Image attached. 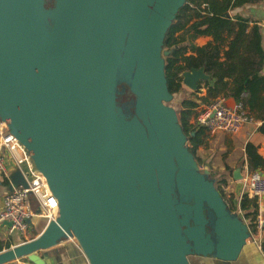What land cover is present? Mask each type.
I'll list each match as a JSON object with an SVG mask.
<instances>
[{
	"label": "water",
	"instance_id": "1",
	"mask_svg": "<svg viewBox=\"0 0 264 264\" xmlns=\"http://www.w3.org/2000/svg\"><path fill=\"white\" fill-rule=\"evenodd\" d=\"M186 1L0 0V119L59 201L58 217L0 252V264H44L40 251L73 237L90 264L239 257L250 228L200 169L169 105L163 44ZM197 78L184 83L197 88ZM132 98L127 114L120 100ZM33 177L23 164L11 190Z\"/></svg>",
	"mask_w": 264,
	"mask_h": 264
},
{
	"label": "trees",
	"instance_id": "2",
	"mask_svg": "<svg viewBox=\"0 0 264 264\" xmlns=\"http://www.w3.org/2000/svg\"><path fill=\"white\" fill-rule=\"evenodd\" d=\"M262 1L264 0H187L166 34L163 44V52L168 53L165 56V71L173 98L184 90V74L195 73L200 77L196 93L189 94L195 95V100L184 97L180 111L176 110L179 123L188 138L187 146L199 166L204 162L197 156V149L201 144L200 136L207 129L198 128L191 123L195 110L201 104H210L222 95L234 98L237 102L245 103L247 98L252 102L259 88L264 85V77L261 75L264 69L261 28L256 25L248 32L251 20L231 14L236 9ZM53 5L54 0H46V7L50 8ZM201 36L211 37L213 42L203 47L197 46L195 41ZM202 88L207 90V94L198 96L197 93ZM243 95L248 97L243 100ZM120 102L127 114L133 113V98L122 99ZM258 133L264 136V122ZM245 157L249 172L264 171V157L258 153V148L254 144L246 145ZM205 165L209 170V178L215 182L229 211L236 212L235 196L228 197L225 192L228 185L227 176L233 177L234 169L226 164V173L219 174L212 170L210 163ZM240 209L244 212V218L252 233L256 234L259 217L258 198L243 196ZM10 243L0 241V252L4 248L9 249ZM261 245L264 251V237Z\"/></svg>",
	"mask_w": 264,
	"mask_h": 264
},
{
	"label": "built area",
	"instance_id": "3",
	"mask_svg": "<svg viewBox=\"0 0 264 264\" xmlns=\"http://www.w3.org/2000/svg\"><path fill=\"white\" fill-rule=\"evenodd\" d=\"M259 26L264 29V21H261ZM198 108L193 116L195 121L191 123L198 128L205 127L212 133L224 132L236 135L246 126L255 125L257 122L246 110L243 101L235 106H229L224 97H219L202 109ZM18 153L20 155L16 156ZM8 160L12 161L16 170H22V165L27 164L34 177L28 181V187L23 185L14 187L5 198L0 211V224L7 226L12 233L25 235L30 231L32 220L36 216L45 218L48 223L55 220L59 213V201L43 177L33 171L32 160L24 146L11 134L6 122L0 120V171L5 176H8ZM245 195L249 198H264V171H251L244 176L240 199L242 200ZM34 197L40 205L39 213H36L32 207ZM257 228L264 229V219L257 221Z\"/></svg>",
	"mask_w": 264,
	"mask_h": 264
},
{
	"label": "crops",
	"instance_id": "4",
	"mask_svg": "<svg viewBox=\"0 0 264 264\" xmlns=\"http://www.w3.org/2000/svg\"><path fill=\"white\" fill-rule=\"evenodd\" d=\"M231 14L241 15L243 17L249 18L251 22L248 32H251L254 26L256 25L259 26V23L261 21H264V1L254 5H246L243 8L236 9ZM260 28L263 38V49H264V29L262 27ZM210 42H213V39L207 36H201L197 38L195 41L196 45L200 47H203ZM225 49L227 50V47ZM261 75L262 77H264V69ZM198 81L199 78L196 79V85ZM195 88L194 89L191 88V89L196 90ZM197 94L198 96H205L207 94V90L205 88H202L201 91L198 92ZM221 97L225 98L226 104L229 106H235L238 103L234 98L225 97L223 95ZM247 97L248 96L245 95V97H242V99L244 100ZM204 106H205L204 104H201L198 109H202ZM245 106H246V110L255 117L257 121L256 124L246 126L239 134L236 135L228 134V135L231 136L233 144L235 146L234 149L232 150L230 157L232 158L233 156H236L238 149L241 150V157H242L241 159L242 162H244L243 174L245 173L246 175L249 172L247 166V159L245 157L246 145L248 143L254 144L258 148V153L264 157V136L258 133L259 127L264 122V85L259 88L255 96L253 97L252 102H250V100H248L247 98L245 102ZM194 121L195 119L193 118L191 122ZM19 155L20 154L18 153L16 156ZM229 166L235 169L234 166L231 165ZM7 168H8V176H5L0 171V211L4 205L5 198L11 192V177L17 171L14 168L12 161L10 160L7 161ZM237 185L238 188L240 189H238V192L235 195V201L237 203V211L234 212V214L239 215V217L242 218V220L248 225L247 220L244 218V212L241 211L240 209V202H241L240 197L243 189V183ZM263 199L264 198L258 199V201L260 200V202H258L259 210L261 211L260 219H264ZM32 207L36 213H39L40 205L35 197L32 198ZM47 225H48V221L45 218L36 216L32 220L30 231L25 235H21L17 232L12 233L7 226L0 224V241H5V242L10 241L11 242L10 248H13L22 243H26L27 235L36 234L34 235V238H37L45 230ZM34 229L36 230L35 233H34ZM250 232H251L250 239L247 241L239 257L235 261H224L214 257H210V258L193 257V263L194 264H264V251L261 245L262 239L264 237V229H260V230L258 229L257 233L253 234L250 228ZM14 235H17V237L14 238ZM21 239H25V241ZM5 250H7V248L3 249V251ZM38 255L44 261V264H90L80 244L76 243L74 240L71 239L61 241L57 245L47 250L40 251ZM11 264H33V263L30 262L28 258H22L11 262Z\"/></svg>",
	"mask_w": 264,
	"mask_h": 264
},
{
	"label": "rangeland",
	"instance_id": "5",
	"mask_svg": "<svg viewBox=\"0 0 264 264\" xmlns=\"http://www.w3.org/2000/svg\"><path fill=\"white\" fill-rule=\"evenodd\" d=\"M183 87L184 90L182 93L176 94L170 103V105L177 111H180L181 109V102L184 99V97H190L192 100H195V95L194 96H189L191 93H196V90L191 89L189 86H187L184 81H183ZM200 146L197 149V156L201 158V160L204 162L201 164L200 169L204 171L206 169L205 163H210L212 170L216 173L222 174L226 173L225 170V165L229 164L231 166H236L242 162V157H241V150L238 149L236 156H233L232 158L230 157L232 150L234 149V144L232 141L231 136L224 132H216L212 133L209 131H206L203 135L200 136ZM247 167V166H246ZM233 168V167H231ZM246 170V168H245ZM244 170V171H245ZM34 171V170H33ZM36 173V172H35ZM228 174V172H227ZM245 175V173H244ZM228 178V185L225 187V192L230 197L231 195H236L238 192V185L237 184H242L243 180L241 181H234L233 177L227 176ZM260 199V198H258ZM264 201V199H263ZM260 202V200L258 201ZM260 213L261 211L259 210V218L260 219ZM264 217V216H263ZM257 220V221H258ZM260 230V229H259ZM36 230L34 229V233ZM34 235L36 234H30L27 235V242L31 241L34 238ZM17 235H14V238H16ZM24 240L25 239H21ZM76 243H78L77 239H74ZM79 244V243H78ZM189 262L191 264L193 263V256L189 257ZM11 264V263H9Z\"/></svg>",
	"mask_w": 264,
	"mask_h": 264
},
{
	"label": "bare ground",
	"instance_id": "6",
	"mask_svg": "<svg viewBox=\"0 0 264 264\" xmlns=\"http://www.w3.org/2000/svg\"><path fill=\"white\" fill-rule=\"evenodd\" d=\"M32 166H33V169H34V163H33V162H32ZM36 173H37L38 175L42 176L43 179L45 180V182H47V181H46V178H45L40 172H38V171L36 170Z\"/></svg>",
	"mask_w": 264,
	"mask_h": 264
}]
</instances>
